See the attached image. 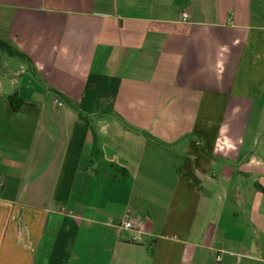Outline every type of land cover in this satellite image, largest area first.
Here are the masks:
<instances>
[{"label": "crops", "instance_id": "obj_1", "mask_svg": "<svg viewBox=\"0 0 264 264\" xmlns=\"http://www.w3.org/2000/svg\"><path fill=\"white\" fill-rule=\"evenodd\" d=\"M0 38V264H264V0H0Z\"/></svg>", "mask_w": 264, "mask_h": 264}, {"label": "built area", "instance_id": "obj_2", "mask_svg": "<svg viewBox=\"0 0 264 264\" xmlns=\"http://www.w3.org/2000/svg\"><path fill=\"white\" fill-rule=\"evenodd\" d=\"M188 14L184 13L183 14V18L184 20L188 19ZM57 104L62 105L61 102L56 101ZM3 187V179L0 177V191L2 190ZM120 229L125 230V231H135L137 233L136 237H134L135 241H140L143 239L144 235L146 234V229H145V225L141 222H134L132 220L129 219H125L121 225L119 226ZM224 253V251H219L216 256H215V260L217 262H221L222 261V254Z\"/></svg>", "mask_w": 264, "mask_h": 264}, {"label": "trees", "instance_id": "obj_3", "mask_svg": "<svg viewBox=\"0 0 264 264\" xmlns=\"http://www.w3.org/2000/svg\"><path fill=\"white\" fill-rule=\"evenodd\" d=\"M0 56L16 57L25 61L29 60L28 57L23 52H21L20 50L12 46L9 42L1 38H0ZM14 97L15 96H11L10 100L13 101ZM23 103L24 101L20 99L19 105H22Z\"/></svg>", "mask_w": 264, "mask_h": 264}]
</instances>
